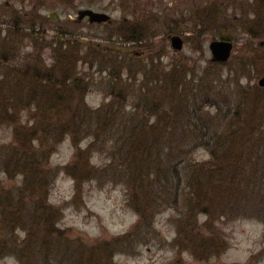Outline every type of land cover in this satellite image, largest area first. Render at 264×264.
Segmentation results:
<instances>
[{"label": "rangeland", "instance_id": "1", "mask_svg": "<svg viewBox=\"0 0 264 264\" xmlns=\"http://www.w3.org/2000/svg\"><path fill=\"white\" fill-rule=\"evenodd\" d=\"M5 2L13 6L16 24L9 34L5 23L0 22V60L5 62L0 65V264H264V150L258 158V143L245 149L243 145L237 156L244 157L224 165L225 149H216L220 165L226 167L222 172L227 180L209 206L208 217L213 219L200 210L191 218L194 200L186 180L194 164L208 168L214 158L205 148L186 153L197 135L182 128L184 122L177 124L176 112L170 106V98L175 94L176 101L180 91L193 106L203 104L202 122L217 132L229 130L234 119L243 121L250 113L248 107L246 112L245 87L261 89L258 77L264 74V35L254 37L248 32L259 1L0 0L1 20L10 14L3 6ZM82 9L105 13L110 23L89 24L84 19L71 24L68 18H75ZM52 11L59 21L48 17ZM22 13L34 18L45 36L24 32L30 22L25 23ZM123 16L131 22L141 17L140 49L146 50L142 57H123L117 51L124 41L119 36ZM59 30L71 31L79 42L93 44L90 52L80 44L77 48L78 73L90 85L84 101L92 111L109 105L103 115L117 124L111 128L113 133L102 131L99 142L93 143L89 131L96 128L94 119H81L87 124L82 126L85 132L79 149L92 146L83 159L96 172L78 190L66 170L77 152L70 135L60 134L52 147L50 140L45 165L50 182L41 199L40 192L32 193V187L23 185L22 175L9 177L5 172L4 167H12L18 149L14 139L17 124L34 123V105L17 103L9 110L6 99L9 91L23 83L13 81L18 78V68L54 67L57 71V58L70 55L64 51H69L67 46L55 42L56 37L64 41L69 38ZM169 35L183 39L180 51L171 48ZM214 40L233 43L225 64L211 61L209 44ZM95 45L100 47L95 49ZM113 73L119 75L116 80ZM178 82L185 85L182 90L177 89ZM112 90L119 95L113 96ZM217 103L223 106L221 112ZM128 117L143 120L147 126L159 117L164 120L154 129L161 136L149 146L152 154L148 152L146 158L143 151L139 153L136 141L142 135L135 134L133 128H119ZM166 123L176 128L169 129ZM44 135L54 138L49 133ZM31 145L30 150L38 149L37 143ZM142 160L149 170L145 184L151 192L135 193L133 190L140 188L129 189L127 167ZM174 168L184 179L179 192L174 190ZM135 179L138 183V177ZM228 179H235L231 192L227 190V184L231 186ZM133 202L141 207L140 213L132 208Z\"/></svg>", "mask_w": 264, "mask_h": 264}, {"label": "trees", "instance_id": "2", "mask_svg": "<svg viewBox=\"0 0 264 264\" xmlns=\"http://www.w3.org/2000/svg\"><path fill=\"white\" fill-rule=\"evenodd\" d=\"M258 1L260 7L258 10H255V19L250 21V26L248 27V32L254 37L264 35V0ZM20 31L22 32V28ZM64 51L67 53L70 52L71 56H66V54H64V58L61 56L57 58L59 64L57 71L54 70V67H46L43 70H41V68L36 70L35 68L17 69L16 67V75H18V78L13 81H23V83L19 84V87L17 86L14 91H9L10 95L6 99L8 105H10V108H8L9 110H14L16 108L15 104L17 103H25L28 106L34 105L33 116L31 115L34 123L30 126L20 123L17 124L18 126L14 131V139L15 143L18 144V149L15 151L13 159L11 160L12 167H4L5 172L9 177L14 174L22 175L24 181L23 185L28 188L32 187V193L40 192L39 196H41V199L46 196L45 194L47 193V187L50 182L47 176L49 170L45 167L49 154L48 151L56 143V139L60 134H69L72 143L77 149L74 163L67 166L66 170L75 181L78 190L81 183L93 179L96 172V170L88 164V161L83 159L84 156L89 154L92 146L89 145L86 150L79 149V142L84 136L83 132H85L82 126L87 124V122H82L81 119L86 118L95 120H93V123L96 128L94 131L93 129L89 131V136L94 140L93 143L96 141L99 142V138L102 135L100 133L102 131L113 133V126L117 124L115 119L109 117L106 118L103 115V113L108 110L109 105H104L95 111H92L86 106L84 98L90 89V85L88 80L84 76H80L78 73L77 64L80 59H78L77 50L68 51L65 49ZM118 77V74L113 73V80H116ZM177 84V89L179 90H182L185 86L179 82ZM23 93H25V97L22 95ZM111 93L113 96L118 94L115 93L114 90H112ZM243 95L246 99V112L248 107L250 115L248 114L244 120L241 118L243 121H235L234 119L229 130H226L225 132L211 130L208 124L202 122L204 116L201 115L204 113L203 109L200 108L203 107V104H201L200 107L193 106L188 101L187 96H180V91L176 101L175 94L173 99L172 97L170 98V100H172L170 106L172 107V110H174V113L176 112V118L178 119L177 124L184 122L181 127L190 129L191 133L197 135L194 139L195 144L188 147L186 153L196 148H205L209 150L210 155L214 158L213 162L207 164L208 168L202 166V164H194V170L191 175H188L186 180L185 186L190 190V194L194 200L189 210V212L192 213L191 218H194V213H196L197 210H200V213H204L207 217L210 216L208 210L209 206L213 203L214 199L218 198L221 187L224 185L223 181L227 180V177L223 175L222 168L226 169L224 165H231V160H233V158L242 159L244 157L241 154L237 156L238 150H244L246 145L250 146L252 144V146H255V143H258L256 149L258 158L261 157V150H264V90L257 87L247 86V88L245 87V93ZM113 98L114 102L116 99L115 97ZM119 99H122V97L119 96ZM205 104L207 105V103ZM217 104L220 105L218 109L219 112H221L223 106L220 103ZM217 104L213 106L217 107ZM157 106L158 105L154 106V109H156ZM227 115L231 116L232 114L228 112ZM132 116L134 115L132 114ZM153 116L155 117V114H153ZM235 116L236 115H234V117ZM176 118H174V120ZM229 119L232 121L231 117H229ZM163 121L164 120L159 117L156 122L147 126L143 120L133 121V118L128 117V120L121 121L119 128H121V125H123V128L125 129L133 128L135 134L142 135L138 136L136 141L139 153L143 151L144 158H146L148 152L149 155L152 154L149 146L161 136L160 132H157L159 130L154 129L161 126ZM185 121H187V123H185ZM167 128L175 129L176 127L173 128V125H167ZM47 133L54 135V138L50 136L45 138V135L43 136V134ZM50 140L52 141L50 144L51 147L48 148L47 143H50ZM15 143L13 147H15ZM32 143L38 144L37 150L34 148L33 150H30ZM220 146L225 149L222 152L223 161L224 163L226 162L224 165H220L221 157L216 153V149ZM29 153L30 156H28ZM78 162H81L82 165L79 166ZM175 165L177 166L179 164ZM227 169H230V167H227ZM148 173L149 170L145 161H134L132 165L127 167L129 181L126 183L129 189L131 190L132 188L133 190L137 187L140 189L138 191L133 190L135 193L142 191L144 193L149 192L150 190L145 184L149 177ZM174 173L175 175L173 176L176 184L174 190L179 192L181 182H184V179H182L183 176H180L176 168H174ZM135 177H138V183H136ZM227 183L231 184V186L227 184V190L230 192L231 188L235 190V179H228ZM41 199L36 201L43 202ZM133 203L135 204V202ZM39 206L43 208L41 205H37L36 208ZM36 208L33 210L34 216L38 215ZM132 208L136 212H141V207L136 206V204L135 206L132 205ZM43 209L49 213L53 212L47 207H44ZM4 214H6V212H4ZM48 222L47 218L46 223ZM185 227L189 228L190 225Z\"/></svg>", "mask_w": 264, "mask_h": 264}, {"label": "flooded vegetation", "instance_id": "3", "mask_svg": "<svg viewBox=\"0 0 264 264\" xmlns=\"http://www.w3.org/2000/svg\"><path fill=\"white\" fill-rule=\"evenodd\" d=\"M3 6H6L7 9L10 10V14L6 18H4V20L0 19V22L5 23V25L7 27V29H6L7 32L9 34H11L13 32V30L15 29V24H16L15 15H14L15 11L13 9V6L11 4H9L8 2L3 3ZM78 11L75 14V18H72L71 16L68 18V21L71 24L76 25L78 23L83 22L84 19H86L89 24H95V23L90 22L88 17H86V16L83 17L82 19L78 20ZM18 14H20V13L18 12ZM21 16L26 20L25 23H29L30 22V25L27 27V31H24V32H27L28 35H33V36L37 35V34H38V36L39 35L40 36H45L44 28L43 27H38L35 24V21L33 20L34 18L31 19L30 18L31 16H28V14H25V13H22ZM17 18H19V16H16V20L18 22H21ZM57 20L59 21V18ZM132 21L133 22L129 21L127 16H123L122 17L120 25H119V28H120L119 36H120V39L124 40V41L122 43L123 47L122 46L119 47L117 49V51L122 53L123 57H126V56L135 57V56H137L139 58V57H142L143 55L146 54V50L140 49L141 44L143 42V40L141 38V28H140V23L142 22L141 21V17H135L134 20H132ZM130 23L133 24V25H131ZM58 32H60V34H62V36L69 37L68 40L66 39V41H64L63 39L61 40L60 39L61 37L60 38L56 37V39H55V42L57 44H59L60 46H64V48H66V46H67L69 48V50H75L76 51L77 48H78V45L80 44V45H83V47H86L89 50V52H90L91 47H93L92 46L93 44L91 45L89 43V41H87V40H86L87 42L85 41V43L84 42H79L78 38L76 37V34L73 35V32H71V31H64V30L61 31V30H59ZM79 40H81V39H79ZM130 45L132 47H134L135 49L132 48ZM127 46H129V47H127ZM99 47H100V45L99 46L95 45V49H98ZM130 57H128V58H130ZM9 62H11V61H9ZM4 63L5 62H3V60H0V65H3ZM12 75H13V73H12ZM261 78H264V74L258 77V84H259V81H260ZM261 89L264 90V86H262Z\"/></svg>", "mask_w": 264, "mask_h": 264}, {"label": "water", "instance_id": "4", "mask_svg": "<svg viewBox=\"0 0 264 264\" xmlns=\"http://www.w3.org/2000/svg\"><path fill=\"white\" fill-rule=\"evenodd\" d=\"M88 17L92 23H110V17L102 12H95L91 9H82L78 11V20L83 17ZM49 18L56 21L58 19L57 13L52 11L49 14ZM171 48L176 52L180 51L183 46V39L179 35H169ZM82 41V40H81ZM209 50L211 52V61L214 63L225 64L232 53L233 43L228 40H214L209 44ZM259 85L264 86V78H261Z\"/></svg>", "mask_w": 264, "mask_h": 264}]
</instances>
